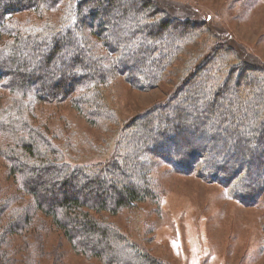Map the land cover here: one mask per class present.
I'll return each instance as SVG.
<instances>
[{
  "label": "trees",
  "instance_id": "trees-1",
  "mask_svg": "<svg viewBox=\"0 0 264 264\" xmlns=\"http://www.w3.org/2000/svg\"><path fill=\"white\" fill-rule=\"evenodd\" d=\"M58 9L64 16L49 25L50 12ZM23 14L36 23L29 27L13 24ZM196 23L191 18H175L152 0H0V82H9L14 100L24 95L44 101L71 98L83 111L89 93L117 76L141 90L156 88L181 54L182 38L192 34ZM210 59L180 79L169 102L135 118L131 126L136 122V133L141 129L151 135L143 139L133 135V151L121 161L114 156L92 168L72 159L61 160L60 151L33 137L8 144L3 156L22 192L0 200V264L22 263L11 237L33 230L32 221L42 216L64 230L87 257L109 264H121L124 258H131L132 263L142 260L134 249L127 251L129 255L119 252L117 230L97 218L152 196L148 174L140 170L141 151L145 156H172L174 167H179L186 154L205 158L208 144L232 143L210 155L226 173L227 184L244 176L250 183L243 193L249 200L256 199L264 190V75L256 76L257 69L249 71V63L244 62L229 66L239 70L237 77L221 80L217 75L214 88L206 87L203 82L211 71L207 73L204 66L215 68L224 62L219 53ZM229 74H233L230 69ZM231 79L233 84H229ZM257 82H261L260 89L253 86ZM102 103L100 99L97 111L103 117L107 110ZM221 114L225 116L220 121ZM214 118L218 123L209 126ZM245 118L252 120L249 126H244ZM209 128L214 133L208 134ZM218 128H223L220 134ZM5 132L17 138L15 128ZM133 180L146 186L135 185Z\"/></svg>",
  "mask_w": 264,
  "mask_h": 264
},
{
  "label": "rangeland",
  "instance_id": "rangeland-1",
  "mask_svg": "<svg viewBox=\"0 0 264 264\" xmlns=\"http://www.w3.org/2000/svg\"><path fill=\"white\" fill-rule=\"evenodd\" d=\"M152 1L175 18H191L198 24L192 34L182 38L181 54L156 88L141 90L117 76L103 88L90 92L82 111L71 98L44 101L24 95L14 100L9 82H0V200L22 192L17 176L3 156L8 144H17L21 137L46 141L51 150L61 152L57 154L61 160L72 159L94 168V163L112 160L114 156L118 161L123 160L133 151V135L138 134L142 139L150 136V132L141 129L136 133V122L131 126L135 118L157 104L169 102L172 89L180 79L203 61H210L213 55L219 53L224 62L215 68L204 66L207 73L211 71L203 82L206 87L214 88L217 75L221 80L228 75L237 77L239 70L229 66L244 62L249 63V71L257 69L256 76L264 75V0ZM50 13L49 25L64 16L59 9ZM15 19L13 24L21 23L23 27L36 23L25 14ZM229 69L233 74H229ZM233 83L231 79L229 84ZM260 84L253 86L260 89ZM100 99L107 110L103 117L97 111ZM224 116L218 117L220 121ZM237 116L234 119H240ZM251 122L245 118L244 126ZM217 123L218 119L214 118L209 126ZM12 128L17 131L16 139L7 132L3 134ZM209 129L208 134L213 128ZM222 129L216 132L220 134ZM218 144H208L205 158L186 154L179 167H174L172 156L153 153L145 156L144 151L140 152V170L148 174L152 196L119 213L97 215L120 235L119 252L129 255L127 251L134 249L142 254L143 261L132 263L131 258H124L121 264H264V190L256 199L249 200L243 191L250 181L244 176L227 184L226 173L216 167L210 153L222 151L232 143ZM132 183L146 186L141 180ZM32 223L33 230L11 237L13 249L19 250L21 256L20 264H109L107 260L83 255L68 240L65 231L49 219L44 220V216L36 217Z\"/></svg>",
  "mask_w": 264,
  "mask_h": 264
}]
</instances>
